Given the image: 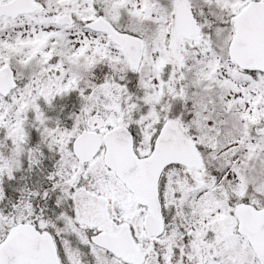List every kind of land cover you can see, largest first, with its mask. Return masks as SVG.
I'll return each instance as SVG.
<instances>
[{
  "label": "snow or ice",
  "instance_id": "1",
  "mask_svg": "<svg viewBox=\"0 0 264 264\" xmlns=\"http://www.w3.org/2000/svg\"><path fill=\"white\" fill-rule=\"evenodd\" d=\"M0 264H264V0H0Z\"/></svg>",
  "mask_w": 264,
  "mask_h": 264
}]
</instances>
